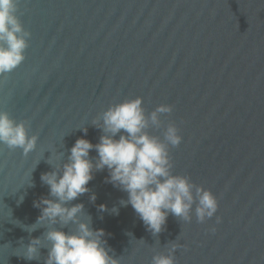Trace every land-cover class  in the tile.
Here are the masks:
<instances>
[{
    "label": "water",
    "instance_id": "water-1",
    "mask_svg": "<svg viewBox=\"0 0 264 264\" xmlns=\"http://www.w3.org/2000/svg\"><path fill=\"white\" fill-rule=\"evenodd\" d=\"M20 13L32 35L26 60L0 76V110L28 121L39 140L27 156L0 145V264H45L47 249L39 260L23 255L47 231H26L41 215L34 202L52 198L41 181L54 171L47 161L56 166L63 152L67 162L80 138L98 144L92 121L138 97L147 114L173 106L164 127L148 131L163 139L176 124L183 141L170 147L173 172L217 196L221 222L198 223L193 209L191 223L169 215L153 236L121 206L128 194L105 182L107 168L72 205L108 234L120 264H151L171 242L183 245L176 264H264V0H21Z\"/></svg>",
    "mask_w": 264,
    "mask_h": 264
},
{
    "label": "clouds",
    "instance_id": "clouds-1",
    "mask_svg": "<svg viewBox=\"0 0 264 264\" xmlns=\"http://www.w3.org/2000/svg\"><path fill=\"white\" fill-rule=\"evenodd\" d=\"M20 4L21 0H0V76L11 74L26 60L32 34L20 20ZM143 104V98L138 97L112 105L92 121L103 132L98 144L80 138L71 148L67 162H63V152L57 153L60 163L56 166L51 158L47 161L54 171L42 174L41 181L49 187L52 198L34 202L41 215L36 224L26 228L31 233L37 230L35 225H43L47 231L42 238L31 239L23 255L25 259L39 260L44 248L48 250L45 264H120V259L110 255L111 249L104 239L108 234L103 229H93L92 218L85 213L83 204L72 205V201L91 191L87 185L94 173L105 168L109 172L105 182L128 194L127 200L120 201L121 206L130 205L153 236L165 230L169 215L191 223L194 209L201 224L216 217L217 196L193 183L191 177L173 172L170 147L181 145L180 129L169 122L163 139L148 131L164 127L161 115L171 114L173 106L162 104L147 114ZM29 127L28 121L17 122L9 112L0 110V145L10 150L21 149L27 156L39 140L38 136L29 135ZM82 130L87 135L88 129ZM93 149L98 153L95 161L90 158ZM96 198L95 194L90 196L92 202ZM98 210L109 211L107 205H100ZM111 213L118 215L119 209L114 207ZM85 214L87 219H82ZM216 222L221 219L216 217ZM69 225L75 229L65 232L63 229ZM210 231L214 233L216 229ZM181 247L180 243L171 242L165 252L152 256L151 264H176L175 254Z\"/></svg>",
    "mask_w": 264,
    "mask_h": 264
}]
</instances>
